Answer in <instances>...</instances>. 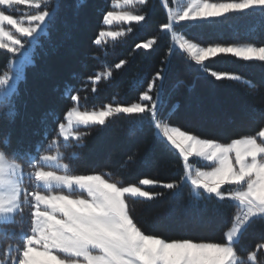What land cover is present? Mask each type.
<instances>
[{"label":"snow or ice","instance_id":"6c2138e0","mask_svg":"<svg viewBox=\"0 0 264 264\" xmlns=\"http://www.w3.org/2000/svg\"><path fill=\"white\" fill-rule=\"evenodd\" d=\"M148 3L149 0H116L119 10L104 12L102 24L146 22L145 14L131 9ZM161 3L167 22L160 28L172 35L179 50L201 69L205 78L241 81L240 75L209 69L207 62L220 55L264 63V45H202L177 31L178 25L202 27L228 17L264 14V0H184L178 6H173V0ZM21 6H27L28 13L15 15L14 10ZM57 15L58 12L49 9L48 0H0V51L10 57L7 71L0 74V108L6 109L0 110V235H8L7 224L27 223L18 243L5 242L0 246V264H264V242L247 254L237 247L251 223L257 219L264 221V124L253 135L225 142L172 123L170 117L179 105L161 115L167 103L162 71L155 73L135 102L107 103L100 108L81 110L79 93L69 95L73 106L66 109L62 121L54 117L56 139L48 145L54 151L32 155L20 146L19 140L18 147L13 148L11 125L18 114L15 107L20 94L18 81L26 83L27 68L36 66L33 53L41 37L49 34ZM123 34V29L100 30L93 43L99 46L107 38L115 40ZM155 43L154 39H148L135 47L148 50ZM124 64L121 60L114 67L120 69ZM112 75L107 70L90 76L87 82L93 85L91 91H97L95 85L102 77ZM120 116H136L140 121L147 118L154 136L179 157L182 181L190 185L196 203L199 200L219 206L235 203L239 211L221 240L167 238L147 231L133 214L135 201L151 202L165 196L163 191L146 189L176 192L181 180L162 182L142 178L125 186L102 172L74 174L70 165L63 162L61 146L83 141L86 133L81 126L107 129L112 122L110 118ZM138 127L129 129L130 137L136 135ZM197 161L204 166H194ZM206 211L200 210L198 217L202 218Z\"/></svg>","mask_w":264,"mask_h":264},{"label":"trees","instance_id":"16d2710c","mask_svg":"<svg viewBox=\"0 0 264 264\" xmlns=\"http://www.w3.org/2000/svg\"><path fill=\"white\" fill-rule=\"evenodd\" d=\"M115 2L57 0L50 5V10L58 12L55 24L48 35L41 37L33 53L36 66L27 68L26 83L18 81L20 94L15 105L18 114L11 125L13 148L18 147L19 140L20 146L32 155L48 151V145L56 139L54 117L62 121L66 109L73 106L69 95L79 93L82 110L100 108L107 103L135 102L157 71L164 75L167 102L161 115H167L174 105H179L170 117L172 123L225 142L259 130L264 124V63L220 55L207 62L209 69L240 75L241 81L205 78L201 69L175 45L172 35L160 28L167 22L161 0H149L147 6L132 8L134 12L145 14L146 22L122 26L124 36L97 46L93 43L96 34L106 29L102 15L113 10ZM128 27L132 28L131 32L127 31ZM177 31L202 45H264V14L228 17L202 27L178 25ZM148 39L156 41L151 49H136L137 44ZM9 59L0 51V74L7 71ZM121 60L125 64L116 69L115 64ZM107 70L112 71V77H102L93 93L88 78ZM49 112L53 115H44ZM110 119L112 122L107 129L81 128L86 133L83 141L61 146L64 161L73 173L102 172L125 186L142 178L162 182L181 180L176 192L148 189L163 191L165 196L151 202L135 201L133 214L147 231L167 238L221 240L238 207L233 203L219 206L208 200L196 203L190 185L182 181L179 157L154 136L146 117L143 121L136 116ZM137 125L136 135L130 137L129 129ZM77 156L80 158L76 159ZM129 156L133 159L129 160ZM205 208L207 211L202 213V218L198 217ZM14 226L18 231L27 230L26 221ZM260 242H264V221L257 219L245 229L237 247L242 254H247Z\"/></svg>","mask_w":264,"mask_h":264},{"label":"rangeland","instance_id":"374dc122","mask_svg":"<svg viewBox=\"0 0 264 264\" xmlns=\"http://www.w3.org/2000/svg\"><path fill=\"white\" fill-rule=\"evenodd\" d=\"M56 1H57V0H48V2H49V7H50V5H51L52 3H56ZM183 2H184V0H173V6H178L179 4H182ZM137 5H139V4H137ZM137 5H135L134 7H136ZM121 7H126V6L121 5ZM134 7H133V8H134ZM49 9H50V8H49ZM113 9H115V10H119V8H117V6H116V2L113 3ZM28 11H29V9H28L27 6H21L20 8L14 10V14L17 15V16L26 15V14L28 13ZM125 25H128V24H121L119 21H115V22L113 23V25H111V26H106L105 31H121V30L123 29L122 26H125ZM123 30H124V34H125V29H123ZM124 34H123L122 36H124ZM179 34H180V33H179ZM180 35H182V34H180ZM122 36H120V37H122ZM120 37H117L115 40L119 39ZM110 40H114V39L111 38V37H109V38H107L106 42H107V41H110ZM174 43H175V45L178 47V45L176 44L175 40H174ZM81 110H82V109H81ZM81 128H84V127L81 126ZM61 141H62V138H61ZM62 145H63V144H62ZM69 145H72V141H70ZM48 149H49V148H48ZM60 150H61V149H60ZM48 151H54V149H49ZM61 152H63V151L61 150ZM63 153H64V152H63ZM43 154H44V153H43ZM43 154H42V155H43ZM64 158H65V154H64ZM63 162H64V163H67L66 161H64V159H63ZM203 166H204L203 162L200 161V166H199V167H203ZM146 190H148V189H146ZM14 225H15V224H7V225H5V227H6L7 230H8V235H7L6 237L3 236V235H0V246H2L5 242H7V243H12V244H15V243H18V242H19V239H20V232H21V231H24V228H23V229H20V230L18 231V228H16ZM23 227H24V225H23ZM20 228H21V227H20Z\"/></svg>","mask_w":264,"mask_h":264}]
</instances>
